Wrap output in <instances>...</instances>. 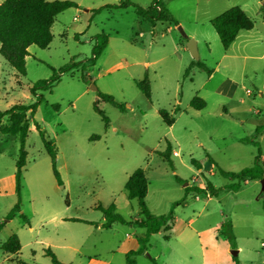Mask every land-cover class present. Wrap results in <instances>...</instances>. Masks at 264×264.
I'll return each mask as SVG.
<instances>
[{
	"label": "rangeland",
	"instance_id": "rangeland-1",
	"mask_svg": "<svg viewBox=\"0 0 264 264\" xmlns=\"http://www.w3.org/2000/svg\"><path fill=\"white\" fill-rule=\"evenodd\" d=\"M72 1L77 6L56 15L49 45H29L24 75L0 54V110L35 101L29 87L59 74L49 89L37 90L42 98L33 120L56 150L60 178L31 121L20 210L11 218L7 214L18 193L0 194V264H52L46 248L64 263L127 264L126 253L133 243L138 249L137 239L145 232L135 222L142 218L138 200L129 199L124 189L138 167L148 180L144 201L150 212L172 211L174 220L169 233L151 234L146 249L131 255L134 264H199L200 229L207 230L201 238L211 264H225L228 256L232 264H264L260 179H231L215 166L239 171L253 164L257 150L264 154V0H161L177 25L156 21L153 26L132 6L118 7L120 0ZM130 1L146 7L153 0ZM232 6H240L253 27L240 30L225 50L211 19ZM102 33L108 43L93 60L95 36ZM188 38L196 41L197 60L210 74L195 64L184 74L195 61ZM72 62L76 65L59 73ZM145 75L149 98L135 83ZM98 92L124 103L125 111ZM195 95L205 100L203 108L191 106ZM95 103L107 116V127ZM161 108L173 116L171 125L158 113ZM7 123L4 116L2 124ZM18 150V134L0 132V176L14 174ZM206 181L219 187L217 194L194 188ZM237 182L236 189L225 187ZM111 203L124 221L105 227L97 205ZM227 221L231 234L221 230ZM13 233L21 247L8 253L1 245Z\"/></svg>",
	"mask_w": 264,
	"mask_h": 264
},
{
	"label": "trees",
	"instance_id": "trees-1",
	"mask_svg": "<svg viewBox=\"0 0 264 264\" xmlns=\"http://www.w3.org/2000/svg\"><path fill=\"white\" fill-rule=\"evenodd\" d=\"M161 0H153L148 6L143 7L130 0H120L118 7L132 6L136 14L145 18L152 26L156 21H167L177 25L176 20L171 13L166 9ZM77 6V3L72 0H2L0 2V54L1 56L21 75L25 74V57L28 55V47L35 44L38 47L45 48L49 45L52 39L51 26L58 13L63 10ZM103 7H110L104 5ZM100 8L96 9V11ZM211 24L218 35L222 47L226 50L235 40L238 32L242 29L248 30L253 27L252 19L245 13L240 6H232L222 13L211 19ZM78 39V34L75 35ZM107 35L98 34L95 36V41L92 46V59L95 60L102 50L107 45ZM197 65L201 70L211 73L209 69L200 60H195L185 70V75L190 71L192 65ZM76 65L75 62L65 64L60 67L59 73L70 69ZM59 74H54L47 79H38L30 87L29 91L36 96V100L31 103H15L5 110H0V132L2 134H18L19 150L15 160V190L18 193V199L7 214L11 218L20 210V176L23 166L26 162L27 151L25 149V139L29 132L31 121L37 129L38 134L44 144L47 153L51 157L52 170L57 181L60 180L59 173L55 166L56 150L50 139H47L44 130L40 125L33 120L34 112L42 98L41 94H37V90L49 89L53 83L58 80ZM136 86L146 97H150V82L145 75L142 79L135 81ZM99 97L116 106L120 111H125L124 103L117 102L110 94L98 92ZM190 104L195 109H201L206 105V102L201 97L195 95ZM95 109L101 114L105 126H108V118L101 109L94 105ZM178 108H176L177 110ZM163 120L171 125L174 121L173 116L167 110L161 108L158 110ZM7 117V124H2V118ZM256 132L259 127H256ZM170 146L166 147L163 152L164 157H168ZM191 162L201 169V164L191 159ZM215 165V164H214ZM216 169L219 174L236 180L246 179H261L264 176V169L260 164V152L254 157V162L251 166L244 167L239 171H225L218 167ZM179 180V178H177ZM239 182L228 184L227 187L236 189ZM148 180L143 168H136L127 178L124 183V189L129 199L137 198L142 218L136 220L138 226L144 227L145 232L142 237L137 239L139 247L137 250H130L126 253V263L134 264L131 255L142 253L146 249V243L149 236L159 230H168L173 224L172 211L167 214L155 215L150 212L144 198L147 193ZM188 188V185L187 187ZM194 188L199 192L208 193L210 195L217 194L219 187H215L211 182L207 181L204 185H196ZM106 218L103 226L108 227L113 221L123 222V217L115 211L116 207L113 203L104 207L101 204L97 205ZM264 209V203H263ZM21 216H24L21 213ZM25 218V216H24ZM222 233L231 234V223L227 221L222 224ZM1 248L8 253H16L20 250V241L17 234H11L1 245ZM46 254L50 256L52 264H70L59 261L50 248L45 249ZM27 264V263H23Z\"/></svg>",
	"mask_w": 264,
	"mask_h": 264
},
{
	"label": "crops",
	"instance_id": "crops-1",
	"mask_svg": "<svg viewBox=\"0 0 264 264\" xmlns=\"http://www.w3.org/2000/svg\"><path fill=\"white\" fill-rule=\"evenodd\" d=\"M108 43V42H107ZM106 47V46H105ZM26 58V57H25ZM31 124H30V127H29V130L31 129ZM241 140V139H240ZM241 141H243V140H241ZM174 151H176V150H174ZM260 161L264 164V154H260ZM24 167V166H23ZM209 167L211 168V164H209ZM23 169V168H22ZM198 171H202V167H201V169H198ZM248 179H246V180H244V182L245 181H247ZM252 180H256V179H252ZM207 182V181H206ZM205 182V183H206ZM205 183H200V185H204ZM186 185H188V183H186ZM225 187H227V185H225ZM14 189H15V172H14V174L13 173H8V174H4V175H1L0 176V194H12V193H14ZM196 198H198V196L196 195ZM18 213V212H17ZM174 220V219H173ZM23 221H26V219H23ZM162 230V229H161ZM161 230H159V231H161ZM170 230H171V228L170 229H168V230H164V232H166V233H169L170 232ZM158 231V232H159ZM206 231L207 230H198V231H196V235L199 237V240H200V242H201V246H200V248H201V261H200V263L199 264H211L210 262H209V256H208V254H207V252H208V250H206L205 248H203V239L201 238V236L203 235V234H205L206 233ZM214 234H218V231H215V233ZM18 236V235H17ZM164 237H166V238H168L169 236H168V234L167 235H164ZM19 238V237H18ZM19 241H20V239H19ZM137 245H138V243H137ZM136 245V246H137ZM20 247H21V244H20ZM132 249H130V250H136L137 248L135 247V245H134V243H133V245H132ZM205 249V250H204ZM225 250L226 251H228V247H225ZM205 251H206V253H205ZM239 252V251H238ZM213 264H217V263H213ZM225 264H232L231 263V259H230V257L228 256L227 257V259H226V262H225Z\"/></svg>",
	"mask_w": 264,
	"mask_h": 264
},
{
	"label": "water",
	"instance_id": "water-1",
	"mask_svg": "<svg viewBox=\"0 0 264 264\" xmlns=\"http://www.w3.org/2000/svg\"><path fill=\"white\" fill-rule=\"evenodd\" d=\"M178 30L180 31V33L186 37V34L185 32L183 31L182 27L181 26H177ZM186 46L191 54V56L197 60L198 59V52H197V48H196V41L193 39V38H188L187 39V43H186ZM261 181V189H262V192L264 193V176L260 179ZM186 184V183H185ZM231 253L233 255L237 254V250H231Z\"/></svg>",
	"mask_w": 264,
	"mask_h": 264
},
{
	"label": "built area",
	"instance_id": "built-area-1",
	"mask_svg": "<svg viewBox=\"0 0 264 264\" xmlns=\"http://www.w3.org/2000/svg\"><path fill=\"white\" fill-rule=\"evenodd\" d=\"M173 155H178V152L177 151H173Z\"/></svg>",
	"mask_w": 264,
	"mask_h": 264
}]
</instances>
